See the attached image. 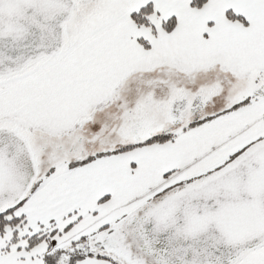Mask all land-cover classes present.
<instances>
[{
  "label": "snow or ice",
  "instance_id": "6c2138e0",
  "mask_svg": "<svg viewBox=\"0 0 264 264\" xmlns=\"http://www.w3.org/2000/svg\"><path fill=\"white\" fill-rule=\"evenodd\" d=\"M0 264H264V0H0Z\"/></svg>",
  "mask_w": 264,
  "mask_h": 264
}]
</instances>
